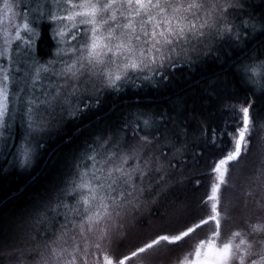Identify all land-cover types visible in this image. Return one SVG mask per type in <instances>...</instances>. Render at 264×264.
Here are the masks:
<instances>
[{
    "label": "snow or ice",
    "instance_id": "6c2138e0",
    "mask_svg": "<svg viewBox=\"0 0 264 264\" xmlns=\"http://www.w3.org/2000/svg\"><path fill=\"white\" fill-rule=\"evenodd\" d=\"M0 24L7 173L31 174L58 136L72 143L69 124L89 129L8 237L0 234V254L10 250L15 264H152L161 252L175 264H264V156L253 155L264 117L253 101L228 105L223 138L207 137L204 111L180 99L81 123L106 100L159 90L176 69L264 35L253 0H0ZM232 71L264 98V51ZM178 186L188 211L161 216L164 232L144 234L145 210Z\"/></svg>",
    "mask_w": 264,
    "mask_h": 264
},
{
    "label": "trees",
    "instance_id": "16d2710c",
    "mask_svg": "<svg viewBox=\"0 0 264 264\" xmlns=\"http://www.w3.org/2000/svg\"><path fill=\"white\" fill-rule=\"evenodd\" d=\"M253 2L255 14L258 17L264 14V0H253ZM254 50L264 51V35L257 34L247 40L246 46L235 50L225 45L220 59H209L192 68L176 69L172 82L159 90L145 91L139 96L128 94L106 100L98 113L90 114V121L81 123L103 124L115 119L121 111L137 103L154 108H166L180 99L186 101L189 107L195 105L204 111L207 118V137H213L215 132L220 133L222 137L225 121L228 118L226 109L230 104L253 101L255 112L264 117V98L259 97V92L253 95L248 90L249 86L239 81L232 71L237 61ZM209 93L212 95L209 96ZM261 123H264V119ZM76 127V124L68 125V132L73 137L72 143H68L62 136L49 141L39 165L31 174L9 175L6 171L7 161H0V170H4L0 171V234L4 237H8L14 219L30 207L37 193H41L53 181L65 157L87 138L89 129L85 127L81 134L75 131ZM255 134L253 155L258 158L262 153L264 154V128L258 124ZM250 165L251 160L242 164L241 178L246 172L248 174ZM172 195L186 197L182 188H178ZM9 251L6 250L5 253ZM6 258V255L0 254V264H4Z\"/></svg>",
    "mask_w": 264,
    "mask_h": 264
},
{
    "label": "rangeland",
    "instance_id": "374dc122",
    "mask_svg": "<svg viewBox=\"0 0 264 264\" xmlns=\"http://www.w3.org/2000/svg\"><path fill=\"white\" fill-rule=\"evenodd\" d=\"M0 27H3V25L0 24ZM263 155L264 154L262 153L261 156ZM247 175V172L243 174L241 178V184L243 183L244 177ZM178 188L180 187L178 186ZM200 194L201 193L198 192L196 195L199 196ZM239 194L240 193L238 192L237 195ZM188 206L189 202L186 197H174L171 195V197H169L168 200L164 201L162 204L151 208V210H145L144 220L146 223H142L140 228L146 235H154L158 232L163 233L164 229L167 227V224L161 220V216H167L169 219H179L184 213L188 211ZM32 226L35 228L36 232H41L45 227V225L41 224L39 220L35 221ZM3 254L7 257L4 264H15V261L10 255V251L8 253L4 252ZM151 260L152 264H175V256L167 252L157 253L151 258ZM24 264H30V261L25 258Z\"/></svg>",
    "mask_w": 264,
    "mask_h": 264
}]
</instances>
